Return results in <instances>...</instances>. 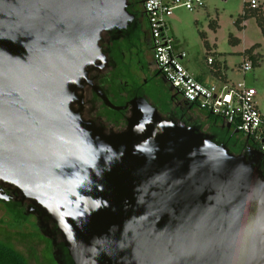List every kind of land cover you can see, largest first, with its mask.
I'll list each match as a JSON object with an SVG mask.
<instances>
[{
    "label": "water",
    "instance_id": "1",
    "mask_svg": "<svg viewBox=\"0 0 264 264\" xmlns=\"http://www.w3.org/2000/svg\"><path fill=\"white\" fill-rule=\"evenodd\" d=\"M126 4L0 0V186L29 205L56 264L48 222L72 264H264L259 152L98 87L123 126L81 118L99 36L124 25Z\"/></svg>",
    "mask_w": 264,
    "mask_h": 264
},
{
    "label": "flooded vegetation",
    "instance_id": "2",
    "mask_svg": "<svg viewBox=\"0 0 264 264\" xmlns=\"http://www.w3.org/2000/svg\"><path fill=\"white\" fill-rule=\"evenodd\" d=\"M127 19L119 29L110 27L101 32L98 40L101 61L94 60L88 69L90 84L86 85L82 94V107L79 110L84 120H89L104 128L105 131L116 130L123 126L124 111L111 110L95 94L93 87L113 105H122L133 96L146 100L150 95L154 98V106L163 117L185 120L191 125H199L200 130L212 134L218 143L226 145L232 153L258 151L233 128L227 127L222 119L216 117H201L198 122V112L168 86L155 69L151 57V40L146 27V17L139 0H126ZM133 69V71L131 70ZM75 108V106L73 105ZM203 122V125L201 123ZM207 123V124H206ZM205 126V127H204ZM263 160L264 155L258 154ZM259 170L264 176V163L259 164ZM0 193L5 194L0 199V228L3 231L0 240L20 255L26 264H56L52 259L50 239L41 235L33 213H26V202H19L17 195L0 186ZM48 228L54 231L55 248L59 250L60 264H72L53 224L48 222ZM43 254V255H42ZM29 262V263H28Z\"/></svg>",
    "mask_w": 264,
    "mask_h": 264
},
{
    "label": "rangeland",
    "instance_id": "3",
    "mask_svg": "<svg viewBox=\"0 0 264 264\" xmlns=\"http://www.w3.org/2000/svg\"><path fill=\"white\" fill-rule=\"evenodd\" d=\"M243 1L203 0L202 6L191 11L176 8L167 18V25L175 45L185 52L183 60L188 72L200 73L218 83L212 73L217 72L225 77L226 87L243 81L255 90V105L264 113V38L253 16L235 24L243 12ZM261 8L264 16V4ZM207 58L212 64L206 62ZM244 61L250 68L242 72L240 65ZM147 101L154 104L151 95ZM2 234L0 228V237ZM45 258L43 261L50 264Z\"/></svg>",
    "mask_w": 264,
    "mask_h": 264
},
{
    "label": "built area",
    "instance_id": "4",
    "mask_svg": "<svg viewBox=\"0 0 264 264\" xmlns=\"http://www.w3.org/2000/svg\"><path fill=\"white\" fill-rule=\"evenodd\" d=\"M146 17V27L151 40V57L155 69L182 100L195 108L218 116L224 123L240 132L260 154L264 155V113L254 102L255 90L243 81L230 87H217L197 81L184 65L185 52L179 49L169 33L167 18L176 8L194 10L203 0H139ZM249 9H255L264 0H244ZM210 63V58L206 59ZM250 65L242 62V72Z\"/></svg>",
    "mask_w": 264,
    "mask_h": 264
},
{
    "label": "trees",
    "instance_id": "5",
    "mask_svg": "<svg viewBox=\"0 0 264 264\" xmlns=\"http://www.w3.org/2000/svg\"><path fill=\"white\" fill-rule=\"evenodd\" d=\"M247 16H253L255 18L256 24L259 27L260 32L264 38V16H263V11H262L261 6L255 9H249L245 5H243V12L241 16L237 18V20L235 21V24H238L243 19H245ZM189 105L198 112L199 115L196 117V120L198 122L201 120V117L219 118L218 116H215L206 110L195 108L192 104H189ZM109 112L114 115H117V112L115 111H109ZM0 264H26V263L20 255H18L15 251L12 250V248L8 245L7 242L0 240Z\"/></svg>",
    "mask_w": 264,
    "mask_h": 264
},
{
    "label": "crops",
    "instance_id": "6",
    "mask_svg": "<svg viewBox=\"0 0 264 264\" xmlns=\"http://www.w3.org/2000/svg\"><path fill=\"white\" fill-rule=\"evenodd\" d=\"M209 64H212V63L210 62ZM184 65H185V63H184ZM186 69H187V68H186ZM212 73L215 75L216 79L219 80L218 83H213L212 80H210L209 78L204 77V76L201 75L200 73H195V72H193L192 75L194 76V78H195L197 81H199V82H201V83H204V84H213V85H215V86H217V87H221L222 85H224V83L226 82V81H225V77L220 76V75H217V72H212ZM219 83H220V84L223 83V84L220 85Z\"/></svg>",
    "mask_w": 264,
    "mask_h": 264
}]
</instances>
